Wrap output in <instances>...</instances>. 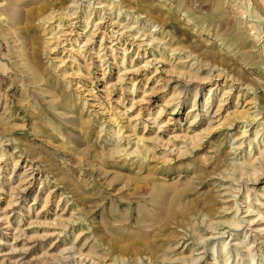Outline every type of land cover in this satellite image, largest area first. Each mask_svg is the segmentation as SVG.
<instances>
[{
	"label": "rangeland",
	"instance_id": "1",
	"mask_svg": "<svg viewBox=\"0 0 264 264\" xmlns=\"http://www.w3.org/2000/svg\"><path fill=\"white\" fill-rule=\"evenodd\" d=\"M0 264H264V0H0Z\"/></svg>",
	"mask_w": 264,
	"mask_h": 264
},
{
	"label": "bare ground",
	"instance_id": "2",
	"mask_svg": "<svg viewBox=\"0 0 264 264\" xmlns=\"http://www.w3.org/2000/svg\"><path fill=\"white\" fill-rule=\"evenodd\" d=\"M143 188V187H142ZM190 259V258H189Z\"/></svg>",
	"mask_w": 264,
	"mask_h": 264
}]
</instances>
